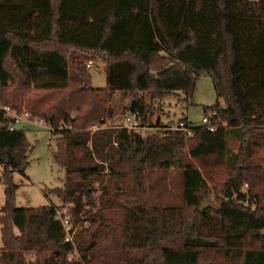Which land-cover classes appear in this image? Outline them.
Here are the masks:
<instances>
[{
  "label": "trees",
  "instance_id": "16d2710c",
  "mask_svg": "<svg viewBox=\"0 0 264 264\" xmlns=\"http://www.w3.org/2000/svg\"><path fill=\"white\" fill-rule=\"evenodd\" d=\"M73 52L103 60L106 89L88 82L84 67L93 59L75 65ZM202 75L224 102L204 108L214 113V131L186 119L189 135L164 129L159 118L152 125L154 105L138 95L160 109L167 95L187 102ZM31 91L48 93L26 98L25 109L51 127L63 171L50 192L86 226L64 243L55 205L16 208L12 175L24 174L31 149L24 130L8 131L0 114V264H25V254L37 258L28 264H203L210 252L229 264H264V159L254 167L246 152L264 147V0H0V100L19 111ZM117 91L131 97L143 126L161 131L90 133L111 116ZM229 137L244 143L245 155L231 153ZM224 160L222 197L215 210H200L204 177L215 171L203 174L204 165ZM170 169L182 172V205L153 206L147 173ZM242 184L250 188L240 191Z\"/></svg>",
  "mask_w": 264,
  "mask_h": 264
},
{
  "label": "rangeland",
  "instance_id": "374dc122",
  "mask_svg": "<svg viewBox=\"0 0 264 264\" xmlns=\"http://www.w3.org/2000/svg\"><path fill=\"white\" fill-rule=\"evenodd\" d=\"M73 55L77 57V60L74 61L75 65L81 62L82 66H84L87 60L93 59V61L90 60V63H87V65H89V69L84 67L88 82L93 88L106 89V70L104 69L103 60L98 57V55H86L78 52H73ZM70 71L71 77L73 79V76L77 74L72 69H70ZM17 87V84H13L9 90L4 91V94H7V92ZM47 94L48 93L46 92H26L23 94L25 97L21 99L20 105L25 109L26 98L35 99L36 96H43ZM138 96L141 97L145 102L151 103L153 105L154 102L151 101L149 96L146 94L141 93ZM217 101L219 106L224 108V102L221 99L217 100L211 77L208 75H202L195 83L192 98L188 99L187 102H185L183 97L180 95L165 96L161 101V109H153L154 116L152 118V125H154L153 123H155L158 118L161 119V122L163 123H176L181 119H186L190 127H199L202 125V118L204 116H211L212 114V112L209 111L204 113V108L214 106ZM130 103V96L123 95L118 91L113 93L111 100V116L104 121V125L99 126L95 124L91 126L89 128L91 131L90 133H94L98 128L119 129L120 127H123L125 125L123 113L127 109L129 110ZM0 105L5 106L1 100ZM157 105L158 104L155 102V106ZM25 110L28 111L27 109ZM33 118L36 117L32 116L31 119ZM20 129L24 130L26 142L29 144L31 151L28 157L29 164L24 174L13 173L12 175L13 183L17 186L15 193L16 208L38 209L41 207L55 205V207H57L55 210L59 215H62V211L64 209H67L70 212L72 204H65L62 206L56 196L50 192L51 190L62 186L61 180L63 177L62 169L59 168L54 161L53 152L55 146L52 132L32 124H22ZM157 131H161V129H157L156 127L152 126L149 129L138 131V134L147 136L153 135ZM243 145L244 143L237 138L229 137L227 139V147L231 153L238 154L242 150L244 151L245 155L246 152H248L249 156L251 157L248 162L254 167L257 165L262 166L264 159L263 145L260 144L257 147L248 146V151L246 152L242 148ZM103 165L105 168L107 167L105 163ZM195 165L199 166L196 162ZM210 170L215 171H213V174H209L204 177L206 186L205 198L201 203L205 202L209 205L211 204L215 210V207H217V204L222 197L220 190L226 179L227 173L229 172V166L226 160L219 163L208 161L206 165H204V171L202 173L205 174L206 171ZM1 172L2 167L0 166V176ZM103 175V183H106L109 170H105ZM98 183L94 185L97 189L102 187ZM245 185L246 184H242L240 186V191H246L250 188L249 185L245 188ZM146 196L149 199L151 205L156 207L181 206L183 198L182 172L175 169L149 171L147 173L146 179ZM4 203V185L0 179V219L4 217V215L1 213ZM87 209L88 207H84L83 210L86 211ZM80 215H78L76 218L74 217V219H71L76 231H80L81 228L86 226V224L83 222V216ZM13 231L15 234L17 233V230L13 229ZM261 233L264 234V230H262ZM24 259L25 264H28L30 262L36 261L37 258L34 255L25 254ZM202 263L229 264L222 255L213 252L205 254L202 258Z\"/></svg>",
  "mask_w": 264,
  "mask_h": 264
},
{
  "label": "built area",
  "instance_id": "2783aa9c",
  "mask_svg": "<svg viewBox=\"0 0 264 264\" xmlns=\"http://www.w3.org/2000/svg\"><path fill=\"white\" fill-rule=\"evenodd\" d=\"M87 68H89V65H87ZM155 102L156 104H159V100L154 101L153 103L154 108H156ZM0 114H2L4 118L10 121V123L7 126L8 131L20 130V126L22 124H32L34 126L42 127L48 131H51V127L49 126L48 123H46L43 119H37V118L31 119L32 118L31 114L28 111H26L23 107H21V109L17 111L16 109L11 108L9 106L0 105ZM123 116H124L125 125L123 127H120L119 129H124L128 132L138 133V131L140 130L150 128L149 126H143L142 118L138 112L127 110L123 113ZM213 116L214 113H212L211 116H204L201 120L202 126H204L209 132L214 131V123L216 122L214 121ZM156 121L155 123H153L154 125L156 124ZM164 129L170 131H181L186 135H189L190 133L189 126H186L181 120L177 121L176 123H171V122L166 123ZM246 187L247 186L245 185V188ZM243 205L249 207L252 211L256 210L257 208V204L255 200H246L243 203ZM71 219L72 218L70 212L67 209H64L62 211V215H59L58 212L56 211L55 220L59 221L63 229L64 243H71L72 233H70V231H76ZM72 259L77 260V256L74 257L73 254H70L68 260H72Z\"/></svg>",
  "mask_w": 264,
  "mask_h": 264
},
{
  "label": "water",
  "instance_id": "95a60500",
  "mask_svg": "<svg viewBox=\"0 0 264 264\" xmlns=\"http://www.w3.org/2000/svg\"><path fill=\"white\" fill-rule=\"evenodd\" d=\"M208 206H209V204L204 202L200 205V210H203V209L207 208Z\"/></svg>",
  "mask_w": 264,
  "mask_h": 264
}]
</instances>
